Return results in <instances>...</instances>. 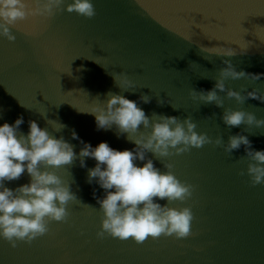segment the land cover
<instances>
[{
  "label": "water",
  "instance_id": "95a60500",
  "mask_svg": "<svg viewBox=\"0 0 264 264\" xmlns=\"http://www.w3.org/2000/svg\"><path fill=\"white\" fill-rule=\"evenodd\" d=\"M92 2L96 15L91 19L62 6L51 18L18 22L12 30L14 41L0 38V124H11L22 115L21 132L26 134L28 121L34 120L57 138L63 136L77 153L81 145L71 138L72 130L93 147L106 141L122 151L134 144L125 136L117 138L114 129L97 131L88 111L102 107L108 93L130 100L147 95L150 103L138 106L150 119L154 113L181 121L191 117L196 131L212 140L222 137L227 143L239 132L248 136L254 149H264V128H228L221 120L224 108L194 101L190 94L210 90L225 59L237 71L261 77L254 82L229 79L227 88L245 89L241 95L254 88L264 92V0ZM219 46H231L237 54L217 56L208 49ZM119 73L136 88L120 89L113 78ZM218 95L225 108H242L264 118V102L249 98L238 105ZM48 120L66 127L55 132ZM148 155L163 171V162ZM165 162L173 164L180 181L192 185L189 199L169 205L191 209L187 238L161 236L137 244L131 238L98 237L103 213L93 190L99 198L103 190L87 183L86 168L74 161L55 170L77 198L68 202L66 219L50 221L45 235L30 243L17 242L15 248L0 239V264H264V184L251 185L243 146L228 154L209 143ZM94 164L86 159L88 168ZM28 181L22 174L6 187Z\"/></svg>",
  "mask_w": 264,
  "mask_h": 264
},
{
  "label": "clouds",
  "instance_id": "9594fccd",
  "mask_svg": "<svg viewBox=\"0 0 264 264\" xmlns=\"http://www.w3.org/2000/svg\"><path fill=\"white\" fill-rule=\"evenodd\" d=\"M62 6L64 11L75 12L87 19L96 15L92 0H70L67 3L66 0H0V38L14 41L16 37L12 30L18 27V22L36 17L51 18ZM208 49L217 56L233 57L237 54L231 46ZM222 63L225 67L219 71L214 86L199 93L190 91L192 99L224 108L221 120L228 128L242 124L247 126L244 131L253 127L264 128V118L258 119L253 112L242 108H225L221 95H218V92L223 93L238 105H243L249 98L264 102V92L258 89L241 95L245 89L234 91L225 83L229 79L241 78L254 82L261 77L237 71L228 59ZM113 78L123 91L136 88L124 73ZM139 103H150V97L141 95L138 100H130L120 94L108 93L102 107H92L88 111L94 116L97 131L114 129L117 138L125 136L134 144L132 149L122 151L110 147L106 141L93 147L72 130L71 138L81 145L77 153L63 136L57 138L34 120L28 121L26 134L21 132L22 115L11 124H0V239L15 248L17 242L30 243L45 235L50 221L63 222L66 219L68 202L77 198L55 170L70 166L74 161L79 162V167L86 168L87 183H95L103 190L102 198L96 197L93 190V198L103 213L101 231L97 236L102 238L107 234L121 241L131 238L137 244L148 238L174 236L185 239L191 234V209L169 206L189 199L193 191L192 185L175 176L173 164L165 162L173 155L179 156L209 143L222 147L228 154L243 146L251 185L264 184V149H254L248 136L238 132L230 135L227 143L222 137L212 140L196 131L191 117L181 121L175 116L154 113L150 119ZM157 103L164 101L158 100ZM47 123L55 132L66 127L58 121L48 120ZM149 153L163 162V171L154 165ZM86 159L95 161L94 166L88 168ZM22 174L28 175V183L14 189L6 187L7 182L19 180ZM159 201L165 203L162 205Z\"/></svg>",
  "mask_w": 264,
  "mask_h": 264
}]
</instances>
